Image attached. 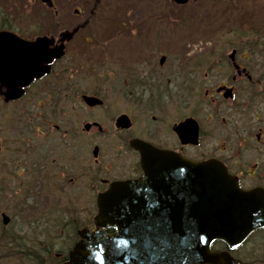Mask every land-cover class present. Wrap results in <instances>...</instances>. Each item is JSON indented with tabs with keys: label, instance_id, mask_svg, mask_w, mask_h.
<instances>
[{
	"label": "flooded vegetation",
	"instance_id": "af4514ba",
	"mask_svg": "<svg viewBox=\"0 0 264 264\" xmlns=\"http://www.w3.org/2000/svg\"><path fill=\"white\" fill-rule=\"evenodd\" d=\"M89 1L0 0V75L16 65L9 74L20 88L19 98L8 100L0 84V200L9 195L24 206L34 199L31 207L43 213L40 198L57 184L59 196L69 191L85 201L79 216L64 207L56 230L55 222L51 231V221L40 218L31 238L8 240L0 211V264L66 262L79 221L94 228L97 195L142 174L132 143L193 161L217 160L242 189L264 195V0L213 3L222 9L219 16L214 9L211 40L179 51L176 64H157L147 48L124 64L111 49L89 48ZM39 37H47V48L63 44L64 51L42 76L25 68L41 51L34 44ZM40 225L47 229L38 232ZM211 250L237 264H264V223L234 247L213 240Z\"/></svg>",
	"mask_w": 264,
	"mask_h": 264
},
{
	"label": "water",
	"instance_id": "95a60500",
	"mask_svg": "<svg viewBox=\"0 0 264 264\" xmlns=\"http://www.w3.org/2000/svg\"><path fill=\"white\" fill-rule=\"evenodd\" d=\"M139 148L144 175L112 185L100 201L96 222L115 232L91 234L70 264H220L222 257L210 250L212 240L237 243L260 224L243 218L259 215L261 195L243 191L220 163ZM240 217L246 226H225L240 224Z\"/></svg>",
	"mask_w": 264,
	"mask_h": 264
},
{
	"label": "rangeland",
	"instance_id": "374dc122",
	"mask_svg": "<svg viewBox=\"0 0 264 264\" xmlns=\"http://www.w3.org/2000/svg\"><path fill=\"white\" fill-rule=\"evenodd\" d=\"M91 1L93 0L87 3L88 6L94 3ZM102 3H104L105 6L99 18L102 20L103 25L100 26L98 32L101 33L100 38L102 40L106 39V46L110 49H115L114 59H116L119 64H124V61H127L130 57H134L137 52L135 48H149L147 50L150 53L151 60L155 58L156 53H161L166 56V63L176 64V55L179 51L188 48L187 42L191 43V33L197 31L195 24L198 21L197 17L201 13L193 10V4L177 6L165 0H103ZM130 12H134L135 27L131 35H126L121 38L117 36L118 31H116V28H112V26L118 21L122 14H130ZM193 23L194 25L192 26ZM112 32L115 33V36ZM163 32H166V34ZM121 84L123 83H120V85ZM83 198V195L75 196L67 191L66 203L62 204V201L59 199L53 211L61 213L64 207H67V209L71 207V217L79 216L83 211L77 209V207L85 202ZM33 201L34 199L31 203L32 206ZM28 202H30V200ZM22 207L23 209L21 210ZM0 209L5 211L8 216H12L11 223L20 222L21 216L19 217L18 215L20 211L23 213L24 227H26L27 224L32 230L34 223L38 224L40 218H43V221H51V226L49 227L51 231L52 221L55 222L53 229L56 230L60 224L59 220H62L53 218L55 214L53 212L49 213L48 209L43 210V213H38L33 207L25 206V202L24 206L19 205L15 198L9 195H6L3 197V200L0 201ZM87 215L88 214H86V216ZM29 236L30 237L25 238L32 237V235ZM13 238L15 239V237ZM4 239L5 238H3L2 241H4ZM2 241H0V244Z\"/></svg>",
	"mask_w": 264,
	"mask_h": 264
},
{
	"label": "bare ground",
	"instance_id": "6f19581e",
	"mask_svg": "<svg viewBox=\"0 0 264 264\" xmlns=\"http://www.w3.org/2000/svg\"><path fill=\"white\" fill-rule=\"evenodd\" d=\"M48 224H49L48 227H50V223ZM24 226H25V223H23V226H21L20 222H12L10 226L8 227L6 234L29 237V235H32L33 230L31 229L30 226H27V224H26V227ZM45 229H47V227L43 225H40L37 227L38 232H43ZM2 249L6 252L10 251V249L5 248V247H3Z\"/></svg>",
	"mask_w": 264,
	"mask_h": 264
}]
</instances>
